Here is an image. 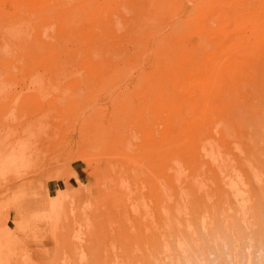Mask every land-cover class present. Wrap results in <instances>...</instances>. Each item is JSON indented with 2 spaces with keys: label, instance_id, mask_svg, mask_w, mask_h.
Here are the masks:
<instances>
[{
  "label": "rangeland",
  "instance_id": "374dc122",
  "mask_svg": "<svg viewBox=\"0 0 264 264\" xmlns=\"http://www.w3.org/2000/svg\"><path fill=\"white\" fill-rule=\"evenodd\" d=\"M256 206L264 0H0V264H264Z\"/></svg>",
  "mask_w": 264,
  "mask_h": 264
},
{
  "label": "bare ground",
  "instance_id": "6f19581e",
  "mask_svg": "<svg viewBox=\"0 0 264 264\" xmlns=\"http://www.w3.org/2000/svg\"><path fill=\"white\" fill-rule=\"evenodd\" d=\"M259 207H261V209L259 208ZM262 207H264V206H256V208H255V212L257 213V215H258V224H259V230L258 231H260V232H257V229H256V231H255V233L257 232L258 234H259V236L260 237H262V236H264V209L262 208ZM260 214V215H259ZM238 228V227H237ZM240 232V231H239ZM241 233V232H240ZM242 234V233H241ZM256 235V234H255ZM258 237V236H257ZM259 237V238H260ZM264 238V237H263ZM259 240H261V239H259ZM262 241H264V240H262ZM202 243V242H201ZM198 248V247H197ZM184 255H186V254H184Z\"/></svg>",
  "mask_w": 264,
  "mask_h": 264
}]
</instances>
